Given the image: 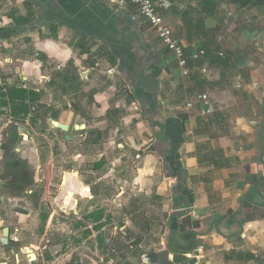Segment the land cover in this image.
Wrapping results in <instances>:
<instances>
[{
	"label": "crops",
	"instance_id": "0c3cea01",
	"mask_svg": "<svg viewBox=\"0 0 264 264\" xmlns=\"http://www.w3.org/2000/svg\"><path fill=\"white\" fill-rule=\"evenodd\" d=\"M152 1L184 67L136 5L0 0V264H264V0Z\"/></svg>",
	"mask_w": 264,
	"mask_h": 264
},
{
	"label": "built area",
	"instance_id": "2783aa9c",
	"mask_svg": "<svg viewBox=\"0 0 264 264\" xmlns=\"http://www.w3.org/2000/svg\"><path fill=\"white\" fill-rule=\"evenodd\" d=\"M105 4L111 5L116 9H124L129 4L136 5L139 13L144 20L150 25L151 29L157 36V38L167 47V49L174 53L178 58L179 64L185 66V56L183 46L180 40L173 34L171 27L167 24L164 17L158 11L159 7L168 8L169 3L167 1H161L155 3L152 0H101ZM203 53V52H202ZM186 73V71H185ZM203 102H207V95L200 96ZM188 106H192L188 104ZM4 236V235H3ZM2 241L7 238L2 237Z\"/></svg>",
	"mask_w": 264,
	"mask_h": 264
},
{
	"label": "water",
	"instance_id": "95a60500",
	"mask_svg": "<svg viewBox=\"0 0 264 264\" xmlns=\"http://www.w3.org/2000/svg\"><path fill=\"white\" fill-rule=\"evenodd\" d=\"M52 124L55 126V127H58L59 129H61L62 131H68L69 130V126L67 125H64L62 123H58L56 121H52ZM76 129H83L84 127L83 126H76L75 127ZM67 139H70V137L67 136ZM9 230L8 229H5L4 230V237L5 238H8L9 237V234H8Z\"/></svg>",
	"mask_w": 264,
	"mask_h": 264
}]
</instances>
